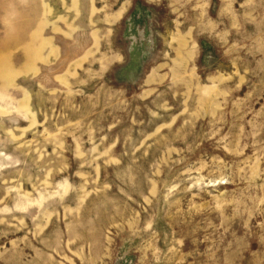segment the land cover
Instances as JSON below:
<instances>
[{"label":"rangeland","instance_id":"rangeland-1","mask_svg":"<svg viewBox=\"0 0 264 264\" xmlns=\"http://www.w3.org/2000/svg\"><path fill=\"white\" fill-rule=\"evenodd\" d=\"M0 264H264V0H0Z\"/></svg>","mask_w":264,"mask_h":264}]
</instances>
